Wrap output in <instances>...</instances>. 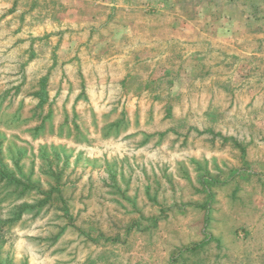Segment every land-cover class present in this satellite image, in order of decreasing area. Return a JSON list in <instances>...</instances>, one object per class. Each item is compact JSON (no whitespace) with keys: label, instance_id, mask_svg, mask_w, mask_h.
<instances>
[{"label":"rangeland","instance_id":"374dc122","mask_svg":"<svg viewBox=\"0 0 264 264\" xmlns=\"http://www.w3.org/2000/svg\"><path fill=\"white\" fill-rule=\"evenodd\" d=\"M198 4L0 0V264H264V0Z\"/></svg>","mask_w":264,"mask_h":264},{"label":"trees","instance_id":"16d2710c","mask_svg":"<svg viewBox=\"0 0 264 264\" xmlns=\"http://www.w3.org/2000/svg\"><path fill=\"white\" fill-rule=\"evenodd\" d=\"M197 1L199 2V0H190V1L189 0L188 1L183 0L184 5H185V3H188V4L193 3L194 5H199ZM0 178H5V179L9 180V182H11V183L20 184V182L16 179V177L11 176V175H7L1 171H0Z\"/></svg>","mask_w":264,"mask_h":264}]
</instances>
